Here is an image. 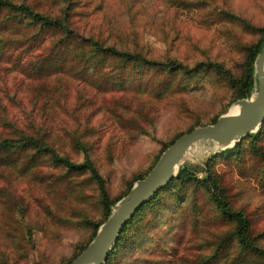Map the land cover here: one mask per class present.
<instances>
[{
	"label": "rangeland",
	"instance_id": "obj_1",
	"mask_svg": "<svg viewBox=\"0 0 264 264\" xmlns=\"http://www.w3.org/2000/svg\"><path fill=\"white\" fill-rule=\"evenodd\" d=\"M12 1L53 15L67 11L79 34L117 48L187 65L214 61L232 77L239 74L246 47L264 26V0ZM9 63L12 68L0 62L9 68L5 87L17 86L20 103L32 99L38 114L41 105L47 120L61 125V153L81 160L82 148L74 139L83 143L109 197L121 195L135 176L145 173L162 145L178 132L211 121L235 100L212 67L187 76L113 58L104 67L63 70L25 85L18 72L21 64ZM60 87L61 93L51 89ZM253 88L254 83L248 96ZM262 129L258 143L264 148V125ZM246 140L235 157L215 156L220 147L198 140L182 162L201 178L205 162L214 156L211 166L225 198L243 210L249 234L264 247V160ZM101 217L96 184L84 172H64L43 161L36 177L0 181V264H64L89 239L91 225L82 220ZM231 227L232 220L219 214L195 179L175 182L127 226L111 264H258L254 253H241L231 240L217 245Z\"/></svg>",
	"mask_w": 264,
	"mask_h": 264
},
{
	"label": "trees",
	"instance_id": "obj_2",
	"mask_svg": "<svg viewBox=\"0 0 264 264\" xmlns=\"http://www.w3.org/2000/svg\"><path fill=\"white\" fill-rule=\"evenodd\" d=\"M44 32H49V35L42 36ZM263 43L264 26L258 39L246 47L239 74L232 77L226 73L225 68L220 63L214 61H196L187 65L170 57L150 58L141 51L126 47L117 48L113 43H106L94 36L81 35L73 29L70 21H68L67 11L53 15L36 11L24 2L0 0V62L8 64V66H10V61L14 65L17 62L20 63L18 72H21L26 78L25 85L34 79L41 83L44 79L56 76L63 70L76 68L80 72L83 67L89 65H96V68L104 67L105 62L115 58L136 66H160L165 67L169 72L178 70L187 76L197 72L202 67H212L229 84L233 93L232 99H237L247 97L251 91L254 83L252 62ZM21 57L24 58L23 62ZM0 71H2L0 74V82L2 83V87H0V94H2L0 95V181H20V176L26 177L27 175L36 177L38 166L43 161H47L49 166L60 170L62 168L64 172H84L87 179L96 184L102 217L96 222L82 220L84 223H90L91 233L89 239L72 255L71 260L91 239L98 224L107 216L114 202L128 190L132 181L128 183L126 190L121 195L109 197L105 189L104 179L90 158L87 149L83 147V143L77 141V138L74 139V142L82 148L81 160H73L68 155L61 153V125L55 124L52 120H47L45 110L39 104L40 114H38L36 111L37 103L32 99L27 103H20V90H17V86L13 90L5 87V83L9 80L6 75L9 68L1 66ZM14 80L15 78H12V83ZM122 80L116 79L115 82L121 83ZM25 89H21V92ZM51 89L61 93V87L56 90ZM216 117L207 123L213 122ZM203 124L206 123H197L178 132L162 145L159 153L179 134L191 130L196 125ZM263 125L264 120L259 130L243 135L239 141L221 149L215 156H237L242 142L247 139L249 147L264 160V148L258 143ZM213 159L214 156L205 162L201 178L195 176L189 164L182 162L175 175L165 185L157 189L152 197L144 201L121 227L114 243V249L108 252L101 264H111L112 258L120 246L124 230L141 210L150 206L162 190L169 188L175 182H184L189 179H195L203 186L209 200L220 215L232 220V227L220 237L217 245L222 243L223 239L231 240L241 249V253H254L258 257V264H264V247L249 234L248 220L243 210L229 205L221 189L222 186L219 184L220 179L211 166ZM145 173L135 176L134 180L142 177ZM38 181H43V178L38 179Z\"/></svg>",
	"mask_w": 264,
	"mask_h": 264
},
{
	"label": "water",
	"instance_id": "obj_3",
	"mask_svg": "<svg viewBox=\"0 0 264 264\" xmlns=\"http://www.w3.org/2000/svg\"><path fill=\"white\" fill-rule=\"evenodd\" d=\"M254 88L247 97L233 101L235 111L219 114L211 123L196 125L165 146L151 167L132 181L128 190L112 205L87 244L67 264H101L115 243L121 227L134 211L171 179L188 148L201 139L213 141L221 149L254 131L264 120V43L253 59Z\"/></svg>",
	"mask_w": 264,
	"mask_h": 264
},
{
	"label": "bare ground",
	"instance_id": "obj_4",
	"mask_svg": "<svg viewBox=\"0 0 264 264\" xmlns=\"http://www.w3.org/2000/svg\"><path fill=\"white\" fill-rule=\"evenodd\" d=\"M235 109H236V105L233 104V105L231 106V109H229V111H235Z\"/></svg>",
	"mask_w": 264,
	"mask_h": 264
}]
</instances>
